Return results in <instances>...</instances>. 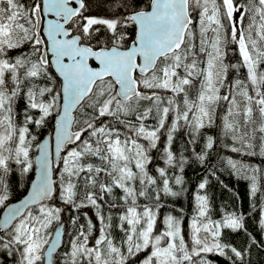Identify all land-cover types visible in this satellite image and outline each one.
<instances>
[{
	"label": "snow or ice",
	"instance_id": "6c2138e0",
	"mask_svg": "<svg viewBox=\"0 0 264 264\" xmlns=\"http://www.w3.org/2000/svg\"><path fill=\"white\" fill-rule=\"evenodd\" d=\"M213 127L196 161L229 192L217 170L264 199V0H0V264H246L264 242L239 209L212 220L207 177L189 239L182 209L161 216L162 198L185 190L175 133L195 145ZM218 145L237 158L207 163ZM225 229L248 246L223 242Z\"/></svg>",
	"mask_w": 264,
	"mask_h": 264
},
{
	"label": "trees",
	"instance_id": "16d2710c",
	"mask_svg": "<svg viewBox=\"0 0 264 264\" xmlns=\"http://www.w3.org/2000/svg\"><path fill=\"white\" fill-rule=\"evenodd\" d=\"M229 59L235 60L237 59V57L232 56L230 54ZM171 120L172 117L170 115L168 118V123L165 124V128L168 127V124L171 123ZM217 123H219V120H217ZM50 131H52L51 123L39 131V138L41 139L45 134L49 133ZM218 131L219 130L215 127L203 129L202 135L197 140L195 145L189 143V140L191 138L188 135V130L186 128H182L175 133V139L173 140L172 150L177 154L178 158L182 154L188 161V163L184 165V172L182 173L184 178L185 190L178 198H162L163 202L165 203V207L161 208V216L167 215L170 211H172L173 208L178 210L177 212L173 213L174 215H181L179 210L182 209V219L184 222L186 239H189V227L191 217L195 214L194 197L196 192L198 191L197 185L202 181L203 178L207 177L210 183L205 191H207L212 198V210L210 212L212 220L216 221L221 219L223 212H232L239 209L244 214L245 228L248 230V233L254 236L257 241L264 242V228H261L260 226V221L262 218H264V212H262V209H264V199H262L258 194L253 201L248 194V181L237 179L228 171L217 170L216 175L219 177V180L223 181V183L226 184L229 189H233V192H229L228 189L221 187L219 181L209 175V173L206 171V165H201L199 162H197L195 156L193 155V148H195L196 152H200L204 147L206 136H216ZM164 147L165 136L162 132L160 142L157 145V148L152 150L151 152L153 160L152 163L148 166L150 173L157 177L159 173L155 170L153 165H155L156 168H168V166L164 163L163 159L162 150ZM33 152L35 153V150ZM228 156L237 158L235 153L228 152L222 146H214L212 152L210 153L209 160L207 163L211 165H217L221 157ZM245 159L252 164H261L260 159L257 157H247ZM168 171L169 173H172L174 170L169 168ZM175 171H177L178 173V169ZM29 179H32L31 175L29 176ZM262 187H264V184H262ZM23 191V182L21 181V192ZM235 193L239 194V201H242V204L238 203L237 196L235 195ZM116 194H121L119 189L116 190ZM145 202L146 201H144L142 198L141 203ZM253 202L255 203V208L251 207ZM117 211L119 210L117 209ZM81 212H86L88 216L93 219V223L97 224V227H99V223L94 216V209L85 208L81 209ZM71 215L76 214L71 213ZM69 219V215L62 214V220L64 221L66 230L74 231L71 224L69 223ZM79 222H84L83 216L80 217ZM53 227H55V225ZM157 228H163V225L159 220L157 221ZM114 235L119 236V233L115 232ZM222 241L225 243H230L242 251L245 249L246 246H248L249 243L248 235L246 233H244L243 231L233 233L230 232L228 229L224 230V236L222 237ZM205 259L211 261L212 264H231L229 260L216 254H208ZM233 259L235 258L233 257ZM246 264H264V248L257 247V245L252 244L250 247V251L246 257Z\"/></svg>",
	"mask_w": 264,
	"mask_h": 264
},
{
	"label": "water",
	"instance_id": "95a60500",
	"mask_svg": "<svg viewBox=\"0 0 264 264\" xmlns=\"http://www.w3.org/2000/svg\"><path fill=\"white\" fill-rule=\"evenodd\" d=\"M50 136H52V131H50L49 133H47V134H45L40 140L42 141V140H44V139H48ZM53 154H54V145H53ZM37 155H38V153H37ZM2 211L3 210H1V213H2ZM0 218H2V217H0Z\"/></svg>",
	"mask_w": 264,
	"mask_h": 264
},
{
	"label": "rangeland",
	"instance_id": "374dc122",
	"mask_svg": "<svg viewBox=\"0 0 264 264\" xmlns=\"http://www.w3.org/2000/svg\"><path fill=\"white\" fill-rule=\"evenodd\" d=\"M35 150V148L33 149V151Z\"/></svg>",
	"mask_w": 264,
	"mask_h": 264
}]
</instances>
